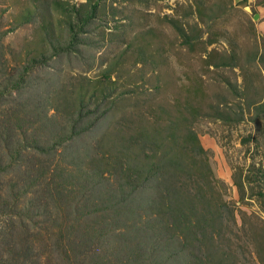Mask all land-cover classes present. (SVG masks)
Masks as SVG:
<instances>
[{"label":"trees","instance_id":"16d2710c","mask_svg":"<svg viewBox=\"0 0 264 264\" xmlns=\"http://www.w3.org/2000/svg\"><path fill=\"white\" fill-rule=\"evenodd\" d=\"M98 8L93 0L71 10L54 1L52 9L63 15L59 37L46 22L42 41L48 49L30 63L0 70V264H264V219L242 211L237 221L207 150L193 128L178 127L177 117L157 119L160 130H138L126 139L120 146L126 165L117 149L104 155L111 173L123 169V179L115 183L106 179L105 185L104 173L84 169L80 150L69 149L103 117H89L88 106L94 103L96 109L113 97L115 81L64 86L69 118L59 126L49 114V96L31 73L43 58L71 55L81 43L76 34ZM170 23L182 44L193 49L195 37L178 19ZM262 40L256 57L264 62ZM205 52L208 65L237 64L233 52L220 63L212 61L214 50ZM248 105L264 110V102ZM74 181L78 198L69 187ZM234 182L243 199L249 178ZM133 238L137 241L130 244Z\"/></svg>","mask_w":264,"mask_h":264},{"label":"rangeland","instance_id":"374dc122","mask_svg":"<svg viewBox=\"0 0 264 264\" xmlns=\"http://www.w3.org/2000/svg\"><path fill=\"white\" fill-rule=\"evenodd\" d=\"M54 1L67 10L85 2L0 0L2 73L30 63L33 55L48 49L42 41L46 22L53 23L59 37L62 26L58 19L63 15L52 9ZM94 1L99 8L76 34L81 43L73 46L72 54L43 58L31 73L49 96V114L55 115L59 126L69 118L64 86L115 81L113 97L96 109L94 103L88 106L89 117L99 113L103 117L92 130L68 144L70 150H80L84 169L104 173L105 185L106 179L109 183L123 179V169L118 166L111 173L104 155L116 154L117 149L126 165L125 151L120 148L126 139L138 130H160L157 119L166 123L169 117L173 121L177 117L178 127L193 128L207 150L213 174L223 184L221 193L233 204L237 221L242 211L264 219V110L248 105L250 101L264 102V62L256 57L262 51L264 33L260 16L252 17L264 0ZM172 17L195 37L193 49L182 44L170 23ZM207 41L212 43L207 45ZM205 48L215 51L212 61L218 63L233 52L237 64L208 65ZM189 104L193 108H187ZM160 105L169 110H158ZM226 115L229 118L223 119ZM246 176L250 182L244 183V198L240 199L234 180ZM72 184L69 187L78 198L81 192L75 181ZM89 187L85 182V192ZM136 241L133 238L130 244Z\"/></svg>","mask_w":264,"mask_h":264},{"label":"crops","instance_id":"0c3cea01","mask_svg":"<svg viewBox=\"0 0 264 264\" xmlns=\"http://www.w3.org/2000/svg\"><path fill=\"white\" fill-rule=\"evenodd\" d=\"M243 0H234L235 3H240ZM259 11L257 12L260 16V24L259 26H261V28H263V33H264V6H260Z\"/></svg>","mask_w":264,"mask_h":264},{"label":"water","instance_id":"95a60500","mask_svg":"<svg viewBox=\"0 0 264 264\" xmlns=\"http://www.w3.org/2000/svg\"><path fill=\"white\" fill-rule=\"evenodd\" d=\"M245 9L250 11V7L249 6H245ZM252 17L255 20V19H257L259 17V14L257 12H255Z\"/></svg>","mask_w":264,"mask_h":264}]
</instances>
